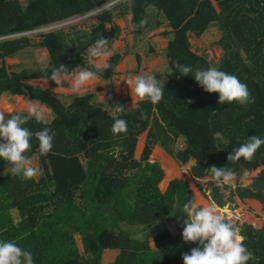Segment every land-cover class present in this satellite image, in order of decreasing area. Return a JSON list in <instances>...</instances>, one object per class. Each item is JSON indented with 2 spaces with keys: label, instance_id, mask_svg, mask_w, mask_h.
<instances>
[{
  "label": "trees",
  "instance_id": "obj_1",
  "mask_svg": "<svg viewBox=\"0 0 264 264\" xmlns=\"http://www.w3.org/2000/svg\"><path fill=\"white\" fill-rule=\"evenodd\" d=\"M215 1L218 12L210 0H29L26 8L16 1L0 0V37L87 14L99 23L89 32L78 31L76 38L64 34L60 26L54 29L59 31L42 34L40 43L26 36L0 40L1 61L29 46L49 48V66L40 72L8 74L0 67V94L29 95L45 104L53 112L52 122L32 119L26 126L30 131L45 126L55 131L47 155H40L35 137L26 153L30 158L38 155L45 169L38 182L11 176L7 162L0 160V239L30 250L34 264H101L105 250L118 251L112 264H183L182 254L196 246L181 236V221L186 217L180 209L191 198L183 197L189 191L178 180L160 193L163 172L147 162L152 146L159 144L181 165L194 160L191 173L196 178L214 180L208 171L213 165L235 174L264 166V145L251 160H228L245 138L264 136V0ZM121 5L129 6L136 33L142 29L139 24L146 10L154 7L173 34L166 49L170 73L161 101L155 105L141 101L137 109L119 113L127 130L114 134L113 116L92 104L88 95L75 97L66 107L55 96L27 88L22 81L50 79L61 64L64 73L85 66L82 54L96 39L102 36L108 44L114 38L104 24ZM213 25L222 31L224 51L216 67L247 85L254 97L251 104H219L217 93L205 92L193 77L182 76L173 67L174 61L194 68L213 67L205 56L191 51L188 41L189 34L200 36ZM117 61L114 56L107 69H90L107 79ZM146 129L145 149L137 162L133 159L136 137ZM217 143L225 145L218 150ZM13 208L19 212L18 222L10 215ZM166 219L174 224L175 234L167 228ZM237 226L253 253L248 264H264V227ZM74 235L81 237L83 253Z\"/></svg>",
  "mask_w": 264,
  "mask_h": 264
},
{
  "label": "crops",
  "instance_id": "obj_2",
  "mask_svg": "<svg viewBox=\"0 0 264 264\" xmlns=\"http://www.w3.org/2000/svg\"><path fill=\"white\" fill-rule=\"evenodd\" d=\"M12 1L18 2L21 8H26L29 2V0ZM210 2L218 12L219 10L216 1L210 0ZM111 4L112 3H109L105 6H109ZM73 17L68 19L70 20ZM143 20L146 22L141 26V31L136 33L134 31L132 13L129 6L121 5L113 9L111 20L104 24L107 31L114 32V38L110 43L106 44L110 54L103 62L108 63L114 56L118 57V61L113 67V73L109 78L105 79L102 75L97 73L98 79L86 83L80 90L73 89L72 80L75 73L86 68H95L96 63H103L98 61L96 58L89 57L86 51L82 54V59L85 66L75 67L69 73L63 72L61 77L63 81L61 82V85L58 86L56 85L55 81L45 78L26 79L22 81V85L26 86L27 88L30 87L35 90L45 92L49 95H53L58 98L66 107L73 102L75 97L88 95L89 98H91L92 104L100 105L102 109L107 111L110 116H112V112L114 108L117 107V105L123 107V112L137 109L141 101L135 99L133 100L129 89L122 78L141 73H152L156 75L157 79H160V85L163 87L168 81V76L170 73L168 59L166 57V49L168 47L169 41L172 39L173 34V29L169 26L164 15L158 12L154 7H149L146 10ZM59 24L61 23L59 22L43 25L32 30L13 33L0 37V40L18 38L19 35L22 37L24 34V36L31 39L32 41L40 43L42 40V34L59 31L60 29H48ZM97 24H99L97 18L91 17L72 27L62 28L60 31L76 38L75 35H77L78 31L89 32ZM38 29L44 31L36 34L34 31H37ZM221 38L222 31L217 26L213 25L210 26L200 36L189 34L188 41L192 52L199 56H205L207 61L210 62L213 67H216L224 52L220 45ZM70 44L74 46V44L71 42ZM49 62V48L45 45L39 44L35 46H29L13 57H6L3 59V61L0 60V67H4L8 74H18L22 71L32 74L34 72H40L46 69L49 66ZM100 69H103L102 66ZM30 102L35 103L37 106L44 109V120L42 122L47 124L52 122L53 112L45 104L40 103L35 99H31L29 95H14L9 91H4L0 94V112H5L7 117V115H9L8 113L26 110ZM144 132L145 135L142 138V144H140V136ZM144 132L140 133L136 137V142L133 149V159L137 162H140L143 156L148 129H146ZM180 146H183V143H181ZM156 151H160L164 157L166 156L171 160V162L178 169L179 176H174L165 183L166 172L162 165L161 159L154 156ZM31 158L33 160L34 167L37 169V173L33 178L35 182H38L39 179L44 176L45 169L41 165L38 155H34ZM147 162L152 165H156L158 163L160 164L159 166L163 172L162 179L158 184L160 193H164L167 190L171 181L178 180L182 183H185L186 192L188 189L190 193V195L188 192L184 193L183 197L187 199H195L197 201L198 198L201 197V200H203L206 205H211L208 202L209 200L206 196L209 194L211 189L215 188L217 190L224 191L226 195L232 196L234 200V204L231 205V211L228 214L225 213L224 215L227 217L233 215L235 217L238 215L237 213H246L247 215L251 216L247 217L248 220H253L255 224L259 223L257 224L258 227H256L254 224L256 229H261L264 227V193H252L253 195L251 196L243 195L247 193L245 191L246 188L250 187V185L255 180L257 173H259V170L264 168V166L256 168L257 172L254 175H250V173L256 169L251 171L243 170L240 173H237L234 179L235 187H233L231 185L218 186L216 181L210 178L194 177L191 173V168L195 165L194 160L189 161L185 165H181L159 144L152 146L147 158ZM47 169L50 170L49 167ZM164 183L165 187L162 188ZM204 203L201 204L204 205ZM218 211L222 210L218 209ZM10 215L14 222L19 221V212L17 209H11ZM235 218L236 220L234 224L237 223L239 226L244 224L249 225L248 222L241 223L237 217ZM166 226L172 234L176 233L175 226L169 219H166ZM74 239L76 241L77 248L80 251V247L83 248L81 237L79 235H74ZM149 246L153 249L155 247L154 241L151 238L149 239ZM117 256L118 251L105 250L101 256V264H112L115 262Z\"/></svg>",
  "mask_w": 264,
  "mask_h": 264
},
{
  "label": "clouds",
  "instance_id": "obj_3",
  "mask_svg": "<svg viewBox=\"0 0 264 264\" xmlns=\"http://www.w3.org/2000/svg\"><path fill=\"white\" fill-rule=\"evenodd\" d=\"M146 21L141 20L139 26ZM137 27V25H133ZM107 41L100 37L87 49L89 57L98 61H105L109 56L106 47ZM107 69L106 62L96 63L95 68ZM176 73L182 76H191L197 84L207 93H217L219 104H232L233 102L245 106L254 102L248 87L236 75L220 70L217 67L194 68L192 65L173 62ZM65 66L61 64L51 72L50 80L56 85H61ZM98 79L97 71L83 69L75 73L72 86L80 90L86 83ZM127 85L133 100L146 101L153 105L161 101L163 88L160 79L152 73H141L122 78ZM122 106L117 105L112 112L113 123L111 131L114 134L126 132L127 122L119 117L123 112ZM0 112V160L6 161L10 175L22 180L33 178L37 169L33 160L27 155L31 148V140L35 137L38 142L40 155H47L53 147L55 131L48 126L40 130L30 131L26 126L29 120H44V109L30 102L27 109L8 113ZM215 114V111H213ZM216 137L220 133L215 134ZM221 143L215 145L220 149ZM264 145V136L253 135L239 143L228 160H251L256 151ZM182 147V146H181ZM208 171L218 186L231 185L235 187V172L225 167L210 166ZM180 211L185 215L181 221L182 240L196 244L190 252L182 254L183 264H248L253 253L244 243L245 237L240 234V229L226 215H221L215 205H202L195 199L183 203ZM254 227V226H253ZM255 228V227H254ZM0 264H34L33 253L22 248L13 240L0 239Z\"/></svg>",
  "mask_w": 264,
  "mask_h": 264
},
{
  "label": "water",
  "instance_id": "obj_4",
  "mask_svg": "<svg viewBox=\"0 0 264 264\" xmlns=\"http://www.w3.org/2000/svg\"><path fill=\"white\" fill-rule=\"evenodd\" d=\"M247 193L251 192H262L264 193V168L259 170L255 180L250 185V187L245 190ZM211 205H215L218 209H228L231 210L234 200L232 196L226 195L224 191L217 190L215 188L211 189L209 194L206 196Z\"/></svg>",
  "mask_w": 264,
  "mask_h": 264
},
{
  "label": "bare ground",
  "instance_id": "obj_5",
  "mask_svg": "<svg viewBox=\"0 0 264 264\" xmlns=\"http://www.w3.org/2000/svg\"><path fill=\"white\" fill-rule=\"evenodd\" d=\"M155 157H158L161 159L162 161V165L164 167V170L166 172V179H165V183L166 181H168L169 179L173 178L174 176H179V173H178V169L176 168V166L171 162L170 159H168L166 156L164 157L160 151H156ZM165 183L162 185V187L164 188L165 187ZM198 202L199 203H204L203 200H201V198H198ZM204 205H206L204 203ZM244 217V216H243ZM243 221V220H242ZM250 221H253V220H250ZM254 222V221H253ZM251 223V222H250ZM259 224V223H257ZM261 226V225H259ZM255 227V226H254ZM258 227V226H257Z\"/></svg>",
  "mask_w": 264,
  "mask_h": 264
},
{
  "label": "rangeland",
  "instance_id": "obj_6",
  "mask_svg": "<svg viewBox=\"0 0 264 264\" xmlns=\"http://www.w3.org/2000/svg\"><path fill=\"white\" fill-rule=\"evenodd\" d=\"M67 28H68V26H66ZM66 27H64V28H66ZM48 29H53V28H48ZM145 135V132L140 136L141 137V143L140 144H142V138H143V136ZM147 137V136H146ZM181 147V146H180ZM160 164L158 163V164H156V166H158L160 169H161V167L159 166ZM256 172H257V169L256 170H254L252 173H250V175L252 174V175H254V174H256ZM258 174V173H257ZM246 183H249V182H246ZM193 184V183H192ZM163 188V187H162ZM163 190V189H162ZM201 198V197H200ZM206 198V197H205ZM202 199V198H201ZM201 204V203H200ZM222 211H219L220 212V214L221 215H224L225 213H229L231 210H228V209H221ZM10 212H11V210H10ZM238 215L237 216H235V217H237L238 218V220H240L241 221V223H243V222H248L249 223V225H252V226H254V222H251L250 220H248V218L247 217H251L250 215H247L246 213H237ZM244 216V217H243ZM233 215L232 216H230V217H228L233 223L235 222V220H236V218L234 217V219H233ZM243 220V221H242ZM251 222V223H250ZM256 225V227H257V224H255ZM133 233H134V231H133ZM134 235H137V237H139L138 236V234H137V232L134 234ZM79 247H80V244H79ZM80 252L81 253H83V248L82 247H80Z\"/></svg>",
  "mask_w": 264,
  "mask_h": 264
},
{
  "label": "built area",
  "instance_id": "obj_7",
  "mask_svg": "<svg viewBox=\"0 0 264 264\" xmlns=\"http://www.w3.org/2000/svg\"><path fill=\"white\" fill-rule=\"evenodd\" d=\"M90 15L91 14H87V15H84V16H76V17L71 18L70 20L68 19V20H66L63 23H61V24H59L57 26H52L50 28L56 29L57 27H60V26L66 27V26L77 25L80 22H83L84 20H86ZM43 31L44 30H39L38 29L37 31H34V32L39 33V32H43ZM34 32H32V33H34ZM22 36H24V34ZM18 37H20V35Z\"/></svg>",
  "mask_w": 264,
  "mask_h": 264
},
{
  "label": "flooded vegetation",
  "instance_id": "obj_8",
  "mask_svg": "<svg viewBox=\"0 0 264 264\" xmlns=\"http://www.w3.org/2000/svg\"><path fill=\"white\" fill-rule=\"evenodd\" d=\"M252 193L254 194V193H257V192H251L250 194H252Z\"/></svg>",
  "mask_w": 264,
  "mask_h": 264
}]
</instances>
